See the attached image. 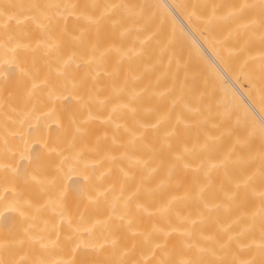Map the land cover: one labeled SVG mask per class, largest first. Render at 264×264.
<instances>
[{
	"label": "bare ground",
	"instance_id": "bare-ground-1",
	"mask_svg": "<svg viewBox=\"0 0 264 264\" xmlns=\"http://www.w3.org/2000/svg\"><path fill=\"white\" fill-rule=\"evenodd\" d=\"M0 264H264V0H0Z\"/></svg>",
	"mask_w": 264,
	"mask_h": 264
}]
</instances>
